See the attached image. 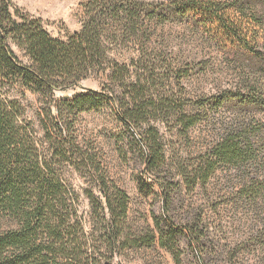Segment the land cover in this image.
<instances>
[{
  "label": "trees",
  "instance_id": "1",
  "mask_svg": "<svg viewBox=\"0 0 264 264\" xmlns=\"http://www.w3.org/2000/svg\"><path fill=\"white\" fill-rule=\"evenodd\" d=\"M258 6L264 0H90L81 31L60 39L0 0V264H123L156 247L175 264H264V90L247 81L188 100L186 83L204 66L154 46L160 26L181 21L226 51L251 55L264 27ZM92 77L106 79L102 92L82 86ZM77 88L85 92L57 98ZM28 93L41 104L42 136L28 120ZM106 108L124 130L116 136L120 155L141 165L139 188L162 198L153 225L141 230L127 191L79 139L80 115ZM203 124L214 139L205 155L187 167L170 163L160 125L189 141ZM220 170L237 180L222 184L229 197L217 200L209 192ZM70 173L85 180L88 212ZM222 207L245 211L252 224L230 232Z\"/></svg>",
  "mask_w": 264,
  "mask_h": 264
},
{
  "label": "rangeland",
  "instance_id": "2",
  "mask_svg": "<svg viewBox=\"0 0 264 264\" xmlns=\"http://www.w3.org/2000/svg\"><path fill=\"white\" fill-rule=\"evenodd\" d=\"M90 0H12L14 10H20L23 14L43 21L44 27L55 38L66 39L69 35L81 31L84 20V4ZM148 3L164 0H143ZM259 11L264 6H258ZM258 45H254L255 53L248 54L240 50H225L219 47L208 36L202 34L195 27H189L181 21L167 23L160 26L154 46H157L162 54L169 56L171 60L184 65L204 66L203 73H196L186 83L189 91L188 100H197L205 96H215L220 92L231 91L243 86L244 82L253 81L264 90V27ZM12 49L20 59L28 63L29 59L14 43H10ZM125 54V53H124ZM121 55V54H120ZM120 58V57H117ZM127 62V61H125ZM197 66V67H198ZM198 72H200L198 70ZM104 78L92 77L82 86L98 92L104 90ZM85 90L77 88L67 92H58L57 98H72L84 93ZM24 104L28 109V120L34 122L39 136L42 130L38 122L37 114L41 104L37 96L28 93ZM223 112V110H222ZM259 119L261 118L258 117ZM164 142L167 145V157L170 163L191 166L197 158L205 155L206 148L213 142L210 135V127L203 124L189 133V141L183 139L177 133H171L165 126L160 125ZM119 123L111 109H103L99 112H89L80 115L78 120V135L82 144L94 146L104 158L107 170L120 187L127 191L131 198V217L138 229L152 226V212L159 213L162 206L160 196H146L139 188L136 178L141 172V165L132 160L129 153V162L120 155L117 135L123 133ZM176 172V171H174ZM237 173L219 171L217 177L210 186V196L213 199L229 197L226 189V181L236 182ZM73 188L82 195V208L89 211V201L83 196L86 188L85 180L75 173L68 175ZM205 195V194H204ZM203 194L195 198L196 202H204ZM222 217L230 232L243 231L244 224L252 223L245 211L238 210L235 214L222 207ZM123 264H175L170 253L156 247L154 250L145 249L130 253L126 258L119 259Z\"/></svg>",
  "mask_w": 264,
  "mask_h": 264
}]
</instances>
